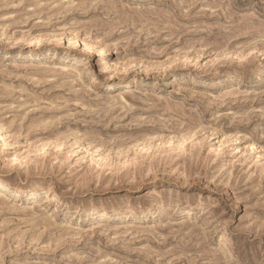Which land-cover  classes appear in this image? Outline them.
Returning <instances> with one entry per match:
<instances>
[{
	"label": "rangeland",
	"instance_id": "374dc122",
	"mask_svg": "<svg viewBox=\"0 0 264 264\" xmlns=\"http://www.w3.org/2000/svg\"><path fill=\"white\" fill-rule=\"evenodd\" d=\"M0 264H264V0H0Z\"/></svg>",
	"mask_w": 264,
	"mask_h": 264
},
{
	"label": "bare ground",
	"instance_id": "6f19581e",
	"mask_svg": "<svg viewBox=\"0 0 264 264\" xmlns=\"http://www.w3.org/2000/svg\"><path fill=\"white\" fill-rule=\"evenodd\" d=\"M13 191L16 194H20V193L22 194L23 193L21 190H18V189L13 190ZM30 192H34V196H37V192L35 190L30 191ZM43 197H44L45 203H52V202H55L57 200V195H55V194H53V195H51V194H43ZM97 214H98V216H100L99 212H97Z\"/></svg>",
	"mask_w": 264,
	"mask_h": 264
}]
</instances>
